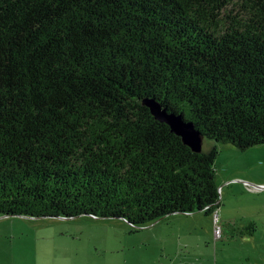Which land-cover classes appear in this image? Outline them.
Returning <instances> with one entry per match:
<instances>
[{"label":"trees","instance_id":"16d2710c","mask_svg":"<svg viewBox=\"0 0 264 264\" xmlns=\"http://www.w3.org/2000/svg\"><path fill=\"white\" fill-rule=\"evenodd\" d=\"M145 97L205 139L264 143V0H0V215L214 213L218 146Z\"/></svg>","mask_w":264,"mask_h":264},{"label":"rangeland","instance_id":"374dc122","mask_svg":"<svg viewBox=\"0 0 264 264\" xmlns=\"http://www.w3.org/2000/svg\"><path fill=\"white\" fill-rule=\"evenodd\" d=\"M204 142L219 150L214 213H170L139 227L92 215H0V264H264V143Z\"/></svg>","mask_w":264,"mask_h":264},{"label":"water","instance_id":"95a60500","mask_svg":"<svg viewBox=\"0 0 264 264\" xmlns=\"http://www.w3.org/2000/svg\"><path fill=\"white\" fill-rule=\"evenodd\" d=\"M143 103L151 109L153 115L158 120L169 124L172 130L178 135H180L183 138L184 142L191 146L194 151H202L205 135L199 128L196 127L193 121L186 119L182 113H177L175 111L170 110L168 107L164 106L159 100L155 99L154 97H145L143 99ZM256 186L258 188H262L261 185ZM56 217L70 218L67 216Z\"/></svg>","mask_w":264,"mask_h":264},{"label":"flooded vegetation","instance_id":"af4514ba","mask_svg":"<svg viewBox=\"0 0 264 264\" xmlns=\"http://www.w3.org/2000/svg\"><path fill=\"white\" fill-rule=\"evenodd\" d=\"M251 223H252V224H256L255 222H251ZM251 223H250V224H251ZM228 227H229L230 229H236V230H239V232L242 233L241 230H240L242 227H237V226H236V223L231 222V223L228 224ZM243 228H244V227H243ZM255 229H256V226L252 228V231L254 232ZM217 230L221 233V232H222V227L219 226V227L217 228Z\"/></svg>","mask_w":264,"mask_h":264},{"label":"crops","instance_id":"0c3cea01","mask_svg":"<svg viewBox=\"0 0 264 264\" xmlns=\"http://www.w3.org/2000/svg\"><path fill=\"white\" fill-rule=\"evenodd\" d=\"M217 211V210H216Z\"/></svg>","mask_w":264,"mask_h":264}]
</instances>
